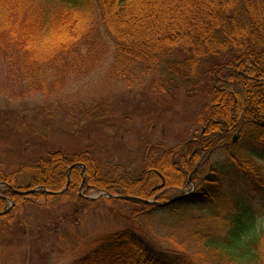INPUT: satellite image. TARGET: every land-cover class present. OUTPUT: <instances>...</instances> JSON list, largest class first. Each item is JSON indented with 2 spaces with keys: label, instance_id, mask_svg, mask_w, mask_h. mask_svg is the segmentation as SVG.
<instances>
[{
  "label": "trees",
  "instance_id": "trees-1",
  "mask_svg": "<svg viewBox=\"0 0 264 264\" xmlns=\"http://www.w3.org/2000/svg\"><path fill=\"white\" fill-rule=\"evenodd\" d=\"M97 17L115 42V63L126 80L138 68L152 70L160 83L155 91L172 95L182 82H195L198 67L208 64L205 103L194 120L204 133L185 151L158 147L163 152L144 155L147 176L133 180L110 177L102 161L86 153L50 150L25 166L37 175L29 184L39 191L23 195L0 187L2 224L10 225L26 203L48 205L81 186L86 193L104 189L151 198L152 187L145 184L155 179L157 201H174L158 206L127 200L135 229L93 239L71 264H264V226L241 195L264 193V166L251 157L264 150V0H0V59L21 78L33 67L81 56L83 37L94 34ZM155 22L161 29H153ZM130 25L137 34L132 41L124 33ZM217 150L224 159L215 164L207 156ZM69 167L66 192L51 194L66 185ZM25 171L0 168V183L22 190L18 174ZM192 209L199 212L190 213L180 230L186 245L143 232L153 213L177 218ZM223 225L228 229L220 234ZM191 242L193 253L187 251Z\"/></svg>",
  "mask_w": 264,
  "mask_h": 264
},
{
  "label": "rangeland",
  "instance_id": "rangeland-1",
  "mask_svg": "<svg viewBox=\"0 0 264 264\" xmlns=\"http://www.w3.org/2000/svg\"><path fill=\"white\" fill-rule=\"evenodd\" d=\"M96 21L94 34L83 37L81 56L52 62L50 67L32 66L21 78L13 76L8 62L1 57L0 168L24 172L26 165L46 157L48 151L59 150L66 155H91L102 161L110 177L133 180L147 176L144 155L163 149L185 151L188 143L204 133L194 120L205 103L208 64L198 67L195 82H182L174 94L156 92L160 83L152 70L144 74L138 68L126 80L115 63V42L100 27L98 17ZM152 26L155 29L158 24ZM132 27L124 29L131 41L137 36ZM98 36L100 42H95ZM234 136L235 142L238 137ZM212 153L207 156L212 162L223 161L222 151ZM263 154L260 149L251 156L258 167L264 166ZM69 169L66 185L59 190L62 193L69 186ZM18 176L24 187L17 190L10 186L14 192L26 195L39 191V187L29 184L30 178L37 175L25 171ZM145 185L152 187L153 196L144 199L157 201L159 182L154 179ZM193 189L194 184H189L185 191ZM105 193L109 192L91 189L86 193L81 186L77 193L72 191L48 205L43 200L24 204L10 225L2 224L0 219V264H71L93 239L126 227L135 229L130 218L133 204L127 199L106 197ZM241 195L256 209L257 225L263 227L264 193L260 197L248 191ZM91 196L96 198L88 199ZM7 208L9 211L11 204ZM196 212L199 210L192 209L177 218L153 213L145 221L143 232L152 239L172 237L186 245L181 231L190 213ZM227 229L228 225H223L219 233ZM195 250L192 242L187 244L189 253Z\"/></svg>",
  "mask_w": 264,
  "mask_h": 264
},
{
  "label": "water",
  "instance_id": "water-1",
  "mask_svg": "<svg viewBox=\"0 0 264 264\" xmlns=\"http://www.w3.org/2000/svg\"><path fill=\"white\" fill-rule=\"evenodd\" d=\"M236 139V136H234L233 137V141ZM191 179V178H190ZM58 192H62V191H58ZM104 196H106V197H109V198H112V197H114V198H118V199H121V200H123V199H127V200H132V201H134V200H136V201H139V202H145V203H154V202H152V201H149V200H143V199H141V198H138V197H135V196H130V195H125V194H123V195H110L109 193H105V194H103ZM93 198H96V197H89L88 199H93ZM174 200H171V201H167L166 203H164V204H160V203H158L159 205H163V206H166V204H169V203H171V202H173Z\"/></svg>",
  "mask_w": 264,
  "mask_h": 264
},
{
  "label": "bare ground",
  "instance_id": "bare-ground-1",
  "mask_svg": "<svg viewBox=\"0 0 264 264\" xmlns=\"http://www.w3.org/2000/svg\"><path fill=\"white\" fill-rule=\"evenodd\" d=\"M58 180V179H57Z\"/></svg>",
  "mask_w": 264,
  "mask_h": 264
}]
</instances>
